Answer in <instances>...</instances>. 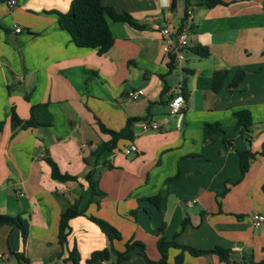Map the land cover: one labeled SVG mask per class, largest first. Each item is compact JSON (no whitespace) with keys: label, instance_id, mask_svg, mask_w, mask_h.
<instances>
[{"label":"crops","instance_id":"obj_1","mask_svg":"<svg viewBox=\"0 0 264 264\" xmlns=\"http://www.w3.org/2000/svg\"><path fill=\"white\" fill-rule=\"evenodd\" d=\"M72 1L17 0L13 7L0 0V214L20 215L29 228L24 238L17 226H0V264H71L66 258L74 246L81 264H94L93 252H122L132 241L157 260L161 226L168 239L185 245L231 249L233 262L264 260V224L252 221L254 212L264 214V0H222L213 7L102 0L145 26L110 20L115 42L104 54L77 46L61 28L57 13ZM188 9L194 11L191 44L178 67L161 30L180 28ZM217 70L228 72L218 92ZM239 71L245 78L231 90ZM178 84L188 98L173 115L171 88ZM139 89L144 94L132 99L129 93ZM242 109L253 115L250 148L257 153L244 176L238 152L248 144L234 117ZM14 115L44 124L24 127ZM130 117L141 118L133 138L119 140L95 163L93 151L112 137L102 127L119 131ZM151 122L158 127L145 129ZM216 123L223 132L208 133L206 125ZM131 143L137 150L126 154ZM49 159L75 179L53 178ZM92 175L105 195L90 202ZM161 190L158 207L148 198ZM76 201L86 215L70 220L62 245L60 217ZM91 215L116 227L120 238L111 239ZM180 253L171 248L168 263L176 264ZM183 256L180 264H227L215 253ZM106 260L147 264L139 247L121 262L115 255Z\"/></svg>","mask_w":264,"mask_h":264},{"label":"trees","instance_id":"obj_2","mask_svg":"<svg viewBox=\"0 0 264 264\" xmlns=\"http://www.w3.org/2000/svg\"><path fill=\"white\" fill-rule=\"evenodd\" d=\"M196 4L197 6H207L213 7L218 4L223 3L222 0H187L188 5ZM59 24L63 30L69 32L72 37L73 42L79 47H88L97 49L99 54L106 53L114 44L115 39L110 26V20L115 22H125L137 28H144L145 26L140 24L133 16L127 11H118L114 7L105 6L102 0H73L71 6L67 12H58ZM195 52L201 56H207L209 54V49L207 47H195ZM174 61V60H173ZM175 64V63H174ZM228 75L226 70H217L213 77V89L218 92L225 86V80ZM245 78V71H239L235 75L230 87L231 90H236L240 83ZM185 98H188V93L184 91ZM18 124L24 127L41 125L44 123L38 122L35 119L26 121L23 123L17 115L13 116ZM236 119V128L241 130L242 135L247 141L248 148L239 151V162L241 174L244 176L250 168L251 160L257 156V153L252 151L250 148L253 139V115L250 110L242 109L234 113ZM140 117H130L128 118L126 125L123 129L116 131L102 127L103 130L109 133L112 137L108 142L98 145V147L93 151L92 156L97 163L101 153L105 150H112L117 147L119 140L121 139H132L134 136L133 126L139 121ZM1 126V123H0ZM206 130L208 133H219L223 132L220 123L207 124ZM227 145L232 147L231 141L226 140ZM49 163L52 168V176L59 180H69L75 179L74 176L62 173L57 163L49 159ZM90 185L92 188V196L90 202L97 201V197H102L105 195L103 191L98 187L97 181L94 180L93 175L91 176ZM264 190V185H263ZM163 197V190H161L157 195L149 197V201L156 204L158 207L161 205ZM79 215H86V210L81 209L80 202L76 201L69 208H67L60 217L59 225V241L62 245L67 242L68 236L71 232L70 220ZM89 218L95 222L103 232H105L111 239L120 238L119 230L111 225L109 222L98 218L96 216H89ZM190 222V218H184L182 222V228H184ZM2 225H13L21 229L23 237L26 238L28 235V222L24 220L20 215L10 216L5 214H0V226ZM165 228L161 226L159 229V237L157 240V247L160 253V258L157 260L151 259L146 253L145 245L140 241H132L126 246L125 251H117L113 248H105L103 250H98L93 252L91 258L94 264H99L102 260L110 259L112 255L117 257V262H121L129 258V251L133 248L139 247L142 254L147 260V264H169L168 256L171 248H178L181 253L176 257V264H180L183 260V252L188 251L195 256L207 255V254H217L221 261L227 264H240L233 262L230 258L231 249L224 248L222 246H217L214 249H199L191 245H185L176 240V238L168 239L165 235ZM67 262L71 264H81V253L77 246L69 250ZM249 264H264V260L256 262L252 261Z\"/></svg>","mask_w":264,"mask_h":264},{"label":"built area","instance_id":"obj_3","mask_svg":"<svg viewBox=\"0 0 264 264\" xmlns=\"http://www.w3.org/2000/svg\"><path fill=\"white\" fill-rule=\"evenodd\" d=\"M9 4L11 6L17 5V0H9ZM194 19V11L192 9H188L186 15L184 17V22L180 28L173 30L169 26H165L162 28L161 32L163 34V39L165 43V47L167 52L172 54L173 60L176 66L182 67L185 63V58L187 54V50L190 47V30L193 25ZM16 31L20 32L21 27L17 26ZM144 94L143 89H139L136 91H132L129 93V96L137 100ZM172 97L169 102L170 113L175 115L182 108L185 103V95L183 92V87L181 84L175 85L171 88ZM157 122H151L149 125H145V129L149 128H157ZM137 150V145L135 143H131L128 147L124 149L126 154L133 153ZM44 156V153L41 154ZM20 195H24V193H19ZM252 221L255 227H259L264 224V214L260 212H254L252 214ZM99 264H116L110 262L109 260H102Z\"/></svg>","mask_w":264,"mask_h":264},{"label":"water","instance_id":"obj_4","mask_svg":"<svg viewBox=\"0 0 264 264\" xmlns=\"http://www.w3.org/2000/svg\"><path fill=\"white\" fill-rule=\"evenodd\" d=\"M88 262H91V260H89Z\"/></svg>","mask_w":264,"mask_h":264}]
</instances>
